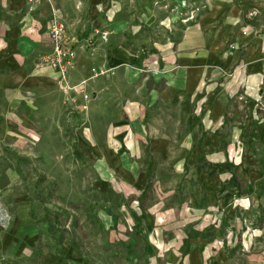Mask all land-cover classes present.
<instances>
[{
  "label": "rangeland",
  "instance_id": "rangeland-1",
  "mask_svg": "<svg viewBox=\"0 0 264 264\" xmlns=\"http://www.w3.org/2000/svg\"><path fill=\"white\" fill-rule=\"evenodd\" d=\"M116 1L123 27L100 28L106 39L93 38L85 50L114 42L134 53L170 39L168 29L205 9L201 0L196 8L195 0ZM85 22L80 33L67 25L79 44L91 31ZM90 67L105 71L85 79L67 73L66 85L57 74L49 95L23 93L22 106L5 101L0 264H264V78L252 97L238 75L232 80L239 65L218 71L230 89L218 123H209L199 98L189 115L196 121L162 106L139 109L133 127L104 100L98 108L86 83L110 71ZM207 135L217 139L212 149Z\"/></svg>",
  "mask_w": 264,
  "mask_h": 264
},
{
  "label": "crops",
  "instance_id": "crops-1",
  "mask_svg": "<svg viewBox=\"0 0 264 264\" xmlns=\"http://www.w3.org/2000/svg\"><path fill=\"white\" fill-rule=\"evenodd\" d=\"M195 2L191 6L196 8ZM201 2L205 9L195 10L194 21L172 26L167 32L164 29L159 34H170V39L166 36L161 43L142 44L134 53L114 42L105 49L106 44L99 42L94 50H85L81 42L68 79L87 78L92 64L107 67L110 72L87 82V88L100 100L98 108L107 102L115 113L128 115L125 122L133 127L139 109L145 114L162 106L178 108L187 123L196 121L189 115L197 113L194 106L199 98L209 123L221 119L229 111L224 98L230 89L220 83L218 71L239 65L232 80L238 75L239 83L252 89V97L258 96L256 85L264 78V10L258 9V0ZM119 7L116 0H0V114H7L5 101L9 97L22 106L23 93L41 98L57 89V73L38 64V59L52 50L47 37L51 13L78 33L88 21L91 29L108 27L110 34H116L123 27L118 20L123 15ZM252 10L255 13L250 18ZM204 80L202 95L199 84ZM1 116L0 123L5 125ZM206 140L209 149L218 144L214 136L207 135Z\"/></svg>",
  "mask_w": 264,
  "mask_h": 264
},
{
  "label": "built area",
  "instance_id": "built-area-1",
  "mask_svg": "<svg viewBox=\"0 0 264 264\" xmlns=\"http://www.w3.org/2000/svg\"><path fill=\"white\" fill-rule=\"evenodd\" d=\"M106 31L98 28H92L90 34L85 39V44L88 45L94 41L93 38H99L100 40L106 39ZM47 37L51 43L52 50L49 54L42 55L38 59V64L47 66L58 74V78L63 85H66V75L70 68L72 67V62L75 57L76 46L79 44V40L74 36L70 35L67 31V23L61 17H59L55 12L50 15L47 24ZM90 73L92 77L104 73L97 67H91ZM84 80H81L76 85L77 87H84ZM63 89V88H62ZM71 89V86H70ZM82 97L87 98V94L84 90H81Z\"/></svg>",
  "mask_w": 264,
  "mask_h": 264
}]
</instances>
